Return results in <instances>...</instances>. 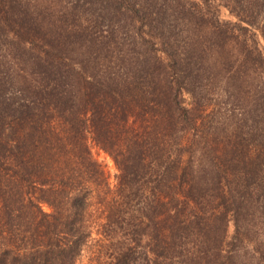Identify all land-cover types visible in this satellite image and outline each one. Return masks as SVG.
Instances as JSON below:
<instances>
[{
	"label": "trees",
	"instance_id": "trees-1",
	"mask_svg": "<svg viewBox=\"0 0 264 264\" xmlns=\"http://www.w3.org/2000/svg\"><path fill=\"white\" fill-rule=\"evenodd\" d=\"M263 51L264 0H0V264H236Z\"/></svg>",
	"mask_w": 264,
	"mask_h": 264
},
{
	"label": "rangeland",
	"instance_id": "rangeland-1",
	"mask_svg": "<svg viewBox=\"0 0 264 264\" xmlns=\"http://www.w3.org/2000/svg\"><path fill=\"white\" fill-rule=\"evenodd\" d=\"M221 14L222 17H226L224 11H221ZM257 41L258 43L261 44V41L259 39H257ZM263 55H264V51H263ZM228 130L229 128L224 133L220 130L219 131L215 130L214 136L221 139L222 137H224V135H226L225 133H227ZM89 149L93 158H95L100 163L104 171L107 173L109 181L113 183L114 180L113 176L115 175L116 170L110 157L93 145H89ZM263 199H264V192L262 191L259 192L258 194L256 193L255 195L251 196L252 202L250 206L252 207L248 208V211L243 217L244 219L240 220L238 223H236V225H234L231 217L230 216L228 217V222L225 226V239L233 243L232 245L229 246V249H233L232 253L230 254L232 258L231 261L233 263L253 264L256 263V261L258 260L259 258L258 255L260 253L262 254V256H264V237L257 236L256 239L259 241L258 244L252 243L251 241V239L254 236V234L252 233L254 218L257 217V215H259V213L257 212L258 207L256 208L257 206L256 203ZM43 209L47 210L45 206H43ZM234 234L236 237L238 236L239 238L246 237L249 240L247 242H243L244 240H246L244 239L243 241L238 242L236 238H234ZM255 247L256 250H253ZM87 254H88L87 252L81 253L80 256L78 257L77 264H92V261L89 260Z\"/></svg>",
	"mask_w": 264,
	"mask_h": 264
}]
</instances>
